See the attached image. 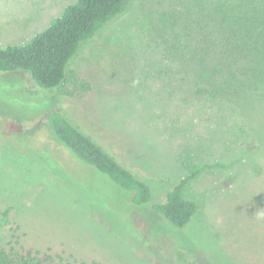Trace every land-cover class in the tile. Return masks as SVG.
<instances>
[{
	"label": "rangeland",
	"instance_id": "1",
	"mask_svg": "<svg viewBox=\"0 0 264 264\" xmlns=\"http://www.w3.org/2000/svg\"><path fill=\"white\" fill-rule=\"evenodd\" d=\"M75 1L0 0V48L44 31ZM210 2L131 0L54 89L0 72V194L14 201H0V247L23 232L14 208L29 205L28 241L77 264H264V83L241 52L238 80L245 73L258 90L223 89L236 65L215 48ZM62 107L149 182L147 204L57 140L44 115ZM185 179L198 209L177 228L152 204Z\"/></svg>",
	"mask_w": 264,
	"mask_h": 264
},
{
	"label": "trees",
	"instance_id": "2",
	"mask_svg": "<svg viewBox=\"0 0 264 264\" xmlns=\"http://www.w3.org/2000/svg\"><path fill=\"white\" fill-rule=\"evenodd\" d=\"M130 1L76 0L66 6L62 14L44 31L23 44L0 48V72L19 73L40 89L58 87L65 79L69 63L81 45L92 40L110 21L124 14ZM208 7L211 12L207 28L213 31L215 41L219 42L215 48L224 62L236 65V68L228 70L221 86L236 93L248 86L252 92L257 91L256 84L250 81L251 77L244 73L247 81H239L236 73L242 52L246 55L243 60L248 70L255 72L264 83V67L262 69L253 62L261 61L264 64V0H214ZM246 49L254 50L255 55ZM191 91L190 87L187 92ZM44 120L57 140L79 160L106 175L116 186L126 191L133 204L144 205L149 202V182L132 172L84 131L72 120L67 109H49ZM186 180L170 186L163 202L152 204L155 212L177 228L186 226L198 209L195 201L183 195ZM1 200L14 203L12 199H5L0 194ZM12 209L11 206L7 207L3 215L6 216ZM14 209L19 214L17 228L21 227L23 232H12L11 239L0 247V264H77L53 251L52 246L43 247L37 242L28 241L34 239L30 223H25L29 218L24 217L30 214L29 205H20Z\"/></svg>",
	"mask_w": 264,
	"mask_h": 264
}]
</instances>
